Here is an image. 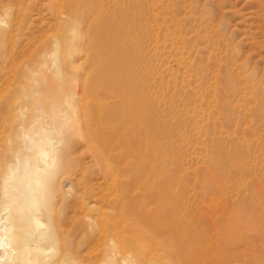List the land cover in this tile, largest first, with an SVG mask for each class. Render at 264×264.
<instances>
[{"label":"rangeland","instance_id":"obj_1","mask_svg":"<svg viewBox=\"0 0 264 264\" xmlns=\"http://www.w3.org/2000/svg\"><path fill=\"white\" fill-rule=\"evenodd\" d=\"M57 1L0 0L3 139L34 111L52 121L55 105L72 120V177L95 183L88 143L99 122H117L114 90H131L149 142L131 140L139 155L129 172L151 211L132 254L141 264H264V0H72L71 26L52 21ZM56 51L61 80L48 68ZM213 74L228 87L236 80L239 94L222 87L211 97Z\"/></svg>","mask_w":264,"mask_h":264},{"label":"bare ground","instance_id":"obj_2","mask_svg":"<svg viewBox=\"0 0 264 264\" xmlns=\"http://www.w3.org/2000/svg\"><path fill=\"white\" fill-rule=\"evenodd\" d=\"M6 1L13 5L17 0ZM72 4V0L57 1L55 10L52 9V21L69 26ZM5 14L8 12L0 13V26L6 23ZM56 53L50 59L48 56V68L61 80ZM229 69L226 65L220 67L222 72ZM205 82L211 97L222 87L233 92L232 95L239 94L236 80L228 87L220 82L219 74H213ZM114 91L115 98L118 97L117 122L111 125L107 121L99 122L87 146L99 177L95 183L86 180L77 183L76 176L72 177L68 146L64 144L66 135L71 134H66L65 129L68 125L72 127V120L59 107H51L50 122L46 111L37 110L28 124L19 128L15 138L3 139L0 134V264H137L144 260L132 251L147 236L145 224L150 223L151 211L141 206L143 202H136L132 171H129L139 155L131 140L138 139L142 149L149 136L136 126L137 110L131 90L118 87ZM196 95L197 99L203 97L198 91ZM13 111L23 125L28 108L19 105ZM103 136L101 143L98 138ZM97 140L101 145L96 144ZM144 164L142 160L141 165ZM181 264L196 262L182 260Z\"/></svg>","mask_w":264,"mask_h":264}]
</instances>
